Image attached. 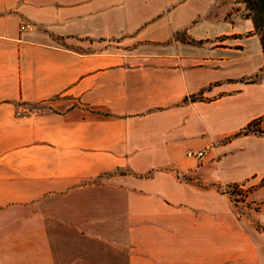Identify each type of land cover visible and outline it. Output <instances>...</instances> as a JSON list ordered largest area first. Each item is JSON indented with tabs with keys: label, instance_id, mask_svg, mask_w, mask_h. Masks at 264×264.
<instances>
[{
	"label": "crops",
	"instance_id": "0c3cea01",
	"mask_svg": "<svg viewBox=\"0 0 264 264\" xmlns=\"http://www.w3.org/2000/svg\"><path fill=\"white\" fill-rule=\"evenodd\" d=\"M239 1L0 0V264H264Z\"/></svg>",
	"mask_w": 264,
	"mask_h": 264
},
{
	"label": "rangeland",
	"instance_id": "374dc122",
	"mask_svg": "<svg viewBox=\"0 0 264 264\" xmlns=\"http://www.w3.org/2000/svg\"><path fill=\"white\" fill-rule=\"evenodd\" d=\"M239 2H241L242 4V11L240 13L241 18L248 17L251 19L252 13H254L253 9L251 8V6H253L252 0H240ZM228 16L229 15L226 16L227 19H229ZM260 48L262 51V65L255 79L264 80V48H262L261 45ZM18 114H23V113L18 112ZM259 131L260 132L258 133L264 134V128L259 129ZM263 183L264 182H259L257 185L254 186H245V184L239 183V184L229 185V187L231 188L229 187L226 188V192L227 190H230L231 192L230 194L227 192V195L229 199L232 201V203L235 205V207L238 208L240 212H243L245 211L246 207L249 206L251 208V212L253 213V215L262 224H264V184ZM255 222L257 223V226L264 233V225L259 224V222L256 220Z\"/></svg>",
	"mask_w": 264,
	"mask_h": 264
},
{
	"label": "trees",
	"instance_id": "16d2710c",
	"mask_svg": "<svg viewBox=\"0 0 264 264\" xmlns=\"http://www.w3.org/2000/svg\"><path fill=\"white\" fill-rule=\"evenodd\" d=\"M253 6L251 8L253 9L251 21L254 28V31L258 33L259 35V42L262 48H264V0H252ZM250 129V124L246 125L240 133H245ZM257 132H260L259 130H255ZM227 192L230 194V190H227Z\"/></svg>",
	"mask_w": 264,
	"mask_h": 264
},
{
	"label": "built area",
	"instance_id": "2783aa9c",
	"mask_svg": "<svg viewBox=\"0 0 264 264\" xmlns=\"http://www.w3.org/2000/svg\"><path fill=\"white\" fill-rule=\"evenodd\" d=\"M32 27H33V25L31 23H28V22H22L19 26L20 30L29 29ZM28 111H29L28 106H23L21 108V110L19 111V113L21 112L24 114V113H27ZM185 154H186V156H189V157H191V156L200 157L202 152L201 151L193 152L191 150H187ZM229 188H231V187H229Z\"/></svg>",
	"mask_w": 264,
	"mask_h": 264
}]
</instances>
